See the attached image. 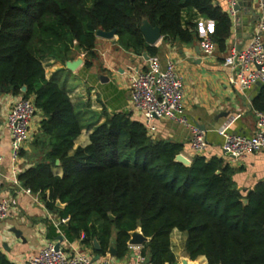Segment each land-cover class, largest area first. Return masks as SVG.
<instances>
[{"label": "trees", "instance_id": "16d2710c", "mask_svg": "<svg viewBox=\"0 0 264 264\" xmlns=\"http://www.w3.org/2000/svg\"><path fill=\"white\" fill-rule=\"evenodd\" d=\"M184 9L213 21L211 37L226 52L232 18L217 0H0V96L30 98L40 116L27 152L20 151L31 164L17 178L48 211L68 218V232L83 246L97 239L101 256L113 231L115 256H126L130 232L140 228L150 237L141 249L149 262L175 264L170 234L177 229L187 234L191 259L264 264V178L244 191L223 157L195 154L185 165L176 160L183 144L154 138L126 112L107 114L88 143L73 150L90 120L58 79L45 75L43 57L65 62L73 49L94 57L98 28L116 29L119 46L140 55L157 54L140 30L143 19L159 26L164 39L190 43L199 37L196 24H183ZM252 107L264 111V83ZM0 264H13L2 251Z\"/></svg>", "mask_w": 264, "mask_h": 264}, {"label": "crops", "instance_id": "0c3cea01", "mask_svg": "<svg viewBox=\"0 0 264 264\" xmlns=\"http://www.w3.org/2000/svg\"><path fill=\"white\" fill-rule=\"evenodd\" d=\"M217 2L227 11L228 5L225 0H217ZM239 11L242 19H245L252 28L258 17L253 1L242 0ZM182 22L184 25L196 24L199 38L190 43H182L171 38L164 39L161 35L153 45L157 48V54L148 57L157 58L162 66L167 61L175 63L176 71L184 83V111L190 121L200 128L203 127L209 143L203 155L225 158L235 169L233 179L237 186L246 191L264 178V149L240 159H229L222 151L223 136L219 131L245 135L254 133L256 114L252 107V99L258 93L259 86L243 92L230 82L229 71L223 64L227 51L220 52L216 47L213 56L207 57L203 54L199 45L201 32L207 30L212 33L214 28L212 20L195 9L190 12L184 9ZM232 24L228 48L233 41L239 42V38L236 37L238 27L236 17L232 19ZM249 35L250 30L241 45L246 43ZM117 39V34L113 38L96 36L92 58H89L82 49H73L69 60L78 57L83 60L75 70L68 69L65 65L66 61L62 62L48 56L41 59L46 77H56L67 89L72 103L82 112L92 113L91 116L87 115L90 122L75 139L73 150L88 143L89 134L96 125L105 120L107 114L126 112L130 113L133 119L142 122L141 114L130 100L128 83L131 72L147 68L148 57L143 55L146 52L140 55L122 48L117 43ZM86 61L91 63L90 66L85 65ZM15 98L17 96L12 94L0 96V153L4 156V161L0 164V196H11L14 201L8 218L0 221V251L4 252L13 264H27L30 256L37 253L48 240H53L69 254L80 251L95 257L97 250L94 248V240L92 245L83 246L80 238H75L68 232L66 223L60 222L57 213L48 211L39 197L36 200L33 196L23 193L19 185L13 181L10 131L6 125V115ZM39 119L40 116L36 114L32 122L31 134L37 130ZM149 132L154 138L183 144L181 153L189 158L192 156L189 146L190 131L185 125L170 119H155ZM23 149L27 152V142L23 144ZM30 164L31 159L26 154L20 155L16 163L18 174ZM54 171L57 174L62 173L61 167L54 168ZM112 233L111 247H114L115 231ZM186 238L185 231L177 229L171 231L170 244L176 257L175 264H182L183 259L187 264H206L207 259L204 255L196 259L188 256L184 248ZM98 243L100 245L99 241ZM143 245L128 243L129 252L123 258H117L109 251L104 255H110L114 264H151L146 256L145 261H137V255L141 253Z\"/></svg>", "mask_w": 264, "mask_h": 264}, {"label": "built area", "instance_id": "2783aa9c", "mask_svg": "<svg viewBox=\"0 0 264 264\" xmlns=\"http://www.w3.org/2000/svg\"><path fill=\"white\" fill-rule=\"evenodd\" d=\"M227 12L232 19L236 17L234 6L237 0H225ZM257 9L258 17L250 30V35L245 44L237 47V43L229 46L223 58V64L229 71V80L240 91H247L254 86L264 83V0H252ZM200 48L207 57L213 56L216 44L211 34L202 31ZM147 68L134 70L129 75L130 100L134 108L141 114L142 123L148 129L152 128L155 119H170L189 128V146L191 155H203L208 149V140L205 131L196 123L189 120L184 107V83L178 75L175 63L167 61L164 66L155 57H148ZM37 109L33 100L23 96H17L11 103L6 115V125L10 131V159L13 181L19 185L20 190L33 196L36 200L38 194L32 193L30 188L23 187L18 180L16 163L20 158L23 144L31 136L32 122ZM256 128L253 134L219 131L223 136L222 151L229 159H240L247 154L264 149V111H256ZM183 154V153H182ZM189 158V157H188ZM190 159V158H189ZM4 156L0 153V164ZM13 199L11 196H0V221L5 220L11 213ZM68 218H60L61 223H66ZM83 237V235H81ZM56 241L48 240L37 253L27 259V264H114L110 255L93 257L84 252L76 251L69 254ZM141 253L137 255V261H145Z\"/></svg>", "mask_w": 264, "mask_h": 264}, {"label": "water", "instance_id": "95a60500", "mask_svg": "<svg viewBox=\"0 0 264 264\" xmlns=\"http://www.w3.org/2000/svg\"><path fill=\"white\" fill-rule=\"evenodd\" d=\"M242 3V0H237L236 5L234 6V9L236 10V22L238 24V27L236 29V37L239 38V42L237 43V47L241 46V43L243 41V38H246L248 36L249 30H251L250 25L248 22L245 21V19H242L240 14V5ZM140 30L146 40V42L149 45H154L158 39L161 37V28L159 26H153L150 24V22L147 19H143L142 24L140 26ZM116 34V29L111 30H104V29H97L95 31V35L103 38H113ZM144 57H148L146 53L143 54ZM83 63L82 58L78 57L73 60H67L65 62V65L70 70H75L79 65ZM258 85H261L258 83ZM22 91H26V86L22 87ZM203 128V127H202ZM176 160L179 162L184 163L185 165H189L191 163V160L185 156L182 153H179L176 156ZM58 163V161H57ZM246 201V200H245ZM58 206H63L59 201L57 202ZM110 218H113V215L110 214ZM150 240V237L145 236L140 229H136L134 231L130 232V238L128 240V243L130 245H143L144 243L148 242ZM94 248L98 251L100 250V245L96 239L93 241ZM6 247V246H5ZM59 247V243H56V248ZM7 249V247H6ZM109 252L112 255H115V250L113 247L109 249ZM100 257V254L97 253L95 257H93L94 260L98 259ZM149 261V259H148ZM182 264H187V261L185 259L182 260Z\"/></svg>", "mask_w": 264, "mask_h": 264}, {"label": "rangeland", "instance_id": "374dc122", "mask_svg": "<svg viewBox=\"0 0 264 264\" xmlns=\"http://www.w3.org/2000/svg\"><path fill=\"white\" fill-rule=\"evenodd\" d=\"M87 115H88V116H91V115H92V113H87ZM87 115H86V117H87ZM130 160H131V159H130Z\"/></svg>", "mask_w": 264, "mask_h": 264}]
</instances>
